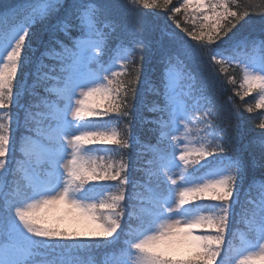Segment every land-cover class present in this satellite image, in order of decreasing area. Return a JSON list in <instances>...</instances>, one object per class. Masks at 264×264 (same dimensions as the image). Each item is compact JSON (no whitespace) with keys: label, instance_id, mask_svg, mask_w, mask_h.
<instances>
[{"label":"snow or ice","instance_id":"snow-or-ice-1","mask_svg":"<svg viewBox=\"0 0 264 264\" xmlns=\"http://www.w3.org/2000/svg\"><path fill=\"white\" fill-rule=\"evenodd\" d=\"M259 8L0 0V264H264Z\"/></svg>","mask_w":264,"mask_h":264},{"label":"trees","instance_id":"trees-1","mask_svg":"<svg viewBox=\"0 0 264 264\" xmlns=\"http://www.w3.org/2000/svg\"><path fill=\"white\" fill-rule=\"evenodd\" d=\"M173 2H175V0H173ZM181 2H182V0H181ZM262 2H264V0H241L242 7H246V6L251 5L252 6V9H254L255 11H260L259 5ZM159 3L162 4L163 3V0H159ZM177 6H179V5L177 4ZM141 10L144 11V12H146V13H148V12H153V11H159L160 9L143 8L142 7ZM256 18L258 19V17H256ZM233 74L237 77V84H236L235 88H233L232 85H229L228 87L229 88H233V91H235V90H239V84L242 82V76L238 72H234ZM228 94H230V93H227V92L225 93V95H228ZM245 99L246 100H249L250 102H253V101H251V97H245ZM237 101L239 102V97H237ZM13 111H15V110L13 109ZM256 111L259 112L261 110L257 109ZM245 114L246 115H254V114H248V113H245ZM0 116H5V112L4 111H0ZM5 121H7V117L6 116H5ZM190 127L193 128V130H194L196 126L195 125H191Z\"/></svg>","mask_w":264,"mask_h":264}]
</instances>
